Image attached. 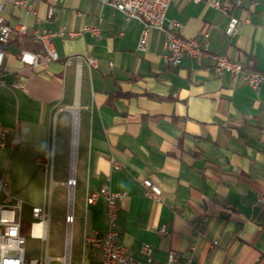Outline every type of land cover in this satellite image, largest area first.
Here are the masks:
<instances>
[{
    "label": "crops",
    "instance_id": "0c3cea01",
    "mask_svg": "<svg viewBox=\"0 0 264 264\" xmlns=\"http://www.w3.org/2000/svg\"><path fill=\"white\" fill-rule=\"evenodd\" d=\"M222 1L231 5L227 14L208 0H172L167 17L210 53L264 70V0ZM35 11H5L14 29L25 23L26 31L14 30L3 45L0 83V174L23 199V212L39 205L50 216L54 197L65 204L67 194L77 264H101V249L84 235L108 228L106 197L88 202L108 184L126 192L118 201L119 242L136 259L148 262L147 242L150 264H163L171 250L178 264H264V83L251 87L209 56L169 65L158 29L140 51L142 23L101 0H36ZM231 16L239 22L228 34ZM99 17V36H53L60 58L47 66L20 58L23 50L42 51L37 31L81 30ZM146 178L161 187V199L145 194ZM48 230L49 223L47 238Z\"/></svg>",
    "mask_w": 264,
    "mask_h": 264
},
{
    "label": "built area",
    "instance_id": "2783aa9c",
    "mask_svg": "<svg viewBox=\"0 0 264 264\" xmlns=\"http://www.w3.org/2000/svg\"><path fill=\"white\" fill-rule=\"evenodd\" d=\"M199 1V0H195ZM36 0H3L0 3V83H3L4 62L6 51L3 45L9 40L14 30L20 34L26 31V24L21 23L15 29L6 21L5 11L10 6L13 8L23 9L29 14L36 13ZM104 5L112 6L123 13L128 18H135L142 23V31L138 42V49L146 51L148 48V40L150 31L158 29L164 35V60L172 66H177L186 56L200 57L209 56L216 64L219 71H229L233 75L243 74L245 81L251 87H258L264 83V70L246 69L244 65L226 55L210 53L206 47H202L197 37L187 38L182 35L183 25L175 19L167 17V10L172 0H101ZM209 5L220 9L224 13H229L231 5L222 0H208ZM236 4H241V0H236ZM53 8L48 9V17L53 16ZM102 18L90 22L81 30L69 29L62 26L57 31L44 30L36 32V38L42 43L41 52H31L23 50L20 54L21 59L29 64H43L47 66L52 61L60 58L56 50L52 37L55 35L65 37H77L85 32L91 33L93 36H99L101 32ZM239 22L235 16H231L226 32L232 34ZM204 38H208V33H204ZM75 57L80 61L84 58L82 54H76ZM90 66H96L97 60L93 56H86ZM72 56L67 58V62H71ZM75 132L73 133V142H75ZM5 142V133L0 136V145ZM114 165L119 163L114 160ZM68 186L72 187L76 184V179L71 175L67 181ZM146 187L145 194L152 199H161V187L150 178L144 179ZM124 195L125 191H113L108 184L103 185L100 189L91 191L88 195V202H95L99 196H105L107 199V216L108 228L104 232H95L94 234H85L84 243L96 246L102 251L101 264H150L152 261V246L144 242L141 251L147 256L148 262H142L132 256L129 249L119 242V204L118 201ZM262 201L264 198L261 199ZM24 201L10 192L8 181L3 174H0V264H42L39 260H29L26 257V236L22 232V209ZM32 214L35 220L31 224V235L33 237L45 239L47 238V227L49 218L46 210L39 205L32 208ZM67 244L66 254L64 256V264H68L70 252V235L72 225L74 223V213L71 206L65 215ZM40 226V232L36 229ZM159 231L167 232L166 225H163ZM217 241H214L216 244ZM190 260V259H189ZM188 260V261H189ZM179 256L174 250L169 251L167 260L163 264H178Z\"/></svg>",
    "mask_w": 264,
    "mask_h": 264
},
{
    "label": "rangeland",
    "instance_id": "374dc122",
    "mask_svg": "<svg viewBox=\"0 0 264 264\" xmlns=\"http://www.w3.org/2000/svg\"><path fill=\"white\" fill-rule=\"evenodd\" d=\"M71 175L73 176V173H71ZM8 188H9V184H8ZM50 198L51 197L49 190L48 199L50 200ZM65 199L66 202L64 204V201L62 200L61 197H57V196L54 197V203L50 216L47 213L49 218V230H48V238L45 239L35 238L31 236V224L35 220V218L32 214L31 209L25 207L24 212L22 209V232L26 236L25 249H26L27 259L29 260L36 259L42 262V264H64V256L66 254V244H67V233H66L65 218L62 212L65 211L66 213L68 210L67 194ZM63 205L66 209H63ZM69 206L71 205L69 204ZM75 232L76 229H73V238L71 242V235H72V230H71V235H70L71 248L69 247V249H71V259L69 258L70 257V252H69L68 264H69V259H70V264H77L76 246L74 241Z\"/></svg>",
    "mask_w": 264,
    "mask_h": 264
},
{
    "label": "bare ground",
    "instance_id": "6f19581e",
    "mask_svg": "<svg viewBox=\"0 0 264 264\" xmlns=\"http://www.w3.org/2000/svg\"><path fill=\"white\" fill-rule=\"evenodd\" d=\"M37 233L40 232V226H38V228L36 229Z\"/></svg>",
    "mask_w": 264,
    "mask_h": 264
}]
</instances>
